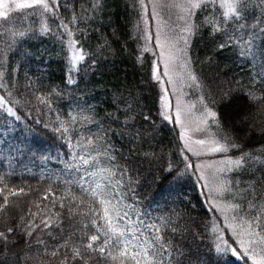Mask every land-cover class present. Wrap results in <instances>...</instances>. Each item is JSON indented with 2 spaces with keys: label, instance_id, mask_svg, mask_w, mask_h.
<instances>
[{
  "label": "trees",
  "instance_id": "1",
  "mask_svg": "<svg viewBox=\"0 0 264 264\" xmlns=\"http://www.w3.org/2000/svg\"><path fill=\"white\" fill-rule=\"evenodd\" d=\"M48 20L14 37L0 30V95L11 109L0 107V264H83L71 248L94 232L97 182L128 214L122 226L161 237L166 264H253L220 242L178 129L161 115L137 1L57 0ZM67 35L84 57L75 66ZM186 50L196 77L189 97L218 114L211 133L240 146L231 155L253 157L228 174L222 197L240 205L237 218L264 225V100L251 98L264 96V0H245L242 18L228 21L202 4ZM103 169L114 175H89ZM88 264L112 262L92 253Z\"/></svg>",
  "mask_w": 264,
  "mask_h": 264
},
{
  "label": "rangeland",
  "instance_id": "2",
  "mask_svg": "<svg viewBox=\"0 0 264 264\" xmlns=\"http://www.w3.org/2000/svg\"><path fill=\"white\" fill-rule=\"evenodd\" d=\"M136 1L143 30L142 43L144 48L150 50L154 55L153 76L154 72L159 75V79H156L155 76L154 79L160 91L161 115L163 118L167 115L169 118L165 119L173 122L178 129L183 158L187 165L196 172L199 189H201L205 203L216 214L215 223L220 242L227 246L232 254V249H237L238 254H233L237 258L245 257L254 264L250 256L243 255V248L239 244L241 237L237 233L241 230V218L236 217L234 209L231 207L232 204L223 199L222 194L224 192L215 190L219 185L227 184L228 174L237 167L234 164L221 163V161L235 160L240 156H234L228 152H210L208 150L211 141L218 140L208 126L211 117L205 114V107L199 106V102L189 97L190 83L194 81L189 78V73L192 75L193 73L189 66L186 50L190 33L184 29L186 25H191L196 9H193L189 14L179 7L172 6L173 3H184V0H143V3L141 0ZM48 2L52 9L48 12L43 11L39 6L10 12L7 19L0 18V30L8 31V34L14 37L27 31L36 18L38 20L37 28L42 26V29H47L49 27L48 15L55 11L53 0H48ZM9 3L11 4V0ZM213 4L219 6L218 3ZM28 13H31V16ZM62 29L66 31L64 27ZM185 39L187 44H185ZM66 44L70 64L75 66L80 60L74 59V56L82 55V51L70 35H67ZM161 44L164 47H161ZM169 51L175 53L176 59L166 68ZM165 71H168L169 75H164ZM0 97L2 96L0 95ZM165 100L168 107L164 106ZM0 107L7 111L10 109L6 103L0 104ZM178 108L180 111L179 120L177 119ZM200 140H204L205 145L198 144L197 141ZM243 239L248 241L249 239H256V237L245 235ZM260 251L261 245L257 248V252Z\"/></svg>",
  "mask_w": 264,
  "mask_h": 264
},
{
  "label": "snow or ice",
  "instance_id": "3",
  "mask_svg": "<svg viewBox=\"0 0 264 264\" xmlns=\"http://www.w3.org/2000/svg\"><path fill=\"white\" fill-rule=\"evenodd\" d=\"M206 2L218 3L220 9H222V16L225 21L228 20H240L242 18V12L245 7V0H184V3H173V7H179L182 11H187L191 14L193 9H198L202 4ZM55 3V0H53ZM143 3V0H141ZM39 6L43 9V11L48 12L51 11V7L49 5L48 0H11V4L9 0H0V18L7 19L9 13L14 10L33 8ZM183 18V17H181ZM67 26L65 25V28ZM214 30H219L215 24L213 25ZM185 31L191 33V25H186ZM159 41V37L157 38ZM183 39V38H182ZM185 44H187V40L185 39ZM161 47H164L161 44ZM174 47V46H173ZM223 47V45H221ZM250 47V44H249ZM82 55L74 56L76 60H83ZM176 59L175 53L169 51L168 58L166 60V68L174 63ZM164 75H169L168 71H165ZM154 76L156 79H159L158 73L154 72ZM189 78L195 81L196 77L189 73ZM253 100L260 99L264 100V96L262 97H251ZM6 103L3 97H0V104ZM203 103V101H201ZM165 107H168L167 101L165 100ZM11 112V109H8ZM205 114L213 118V122L216 123L217 127H219L218 114L215 111L207 109L205 106ZM180 111L177 109V119L179 120ZM165 118H169L167 115ZM147 119V117H146ZM67 129H65L66 131ZM220 140H223L224 143H221ZM220 140L211 141V146L208 149L210 152H223L227 153L231 148L240 147L239 145L233 143L231 139L227 136H221ZM200 145H205L204 140L197 141ZM199 154V153H197ZM80 161L84 165L90 164V159L85 158L84 156L79 157ZM94 159V158H92ZM253 159L250 153H244L241 157L232 160H224L221 163L235 165L237 167L241 166L245 160ZM230 170V169H229ZM102 173H107L109 176L114 175L111 173L109 169L99 170L98 172L89 173V175H99ZM103 179H107V176H103ZM110 185L104 184L102 185L100 182L95 183V187L92 188L91 194L94 198L97 199L98 204L101 206L100 212H92L94 218L90 220V225L94 229V232L91 235L85 233L86 242L81 243L79 246H75L71 248L73 253V259H82L83 264H88V259L91 258L92 253H99L100 259L105 261H111L112 264H166L165 253L168 252V249L160 243L161 237L155 236L149 238L144 235V232L138 226H122L121 221L127 220L128 214L125 212L121 214L120 209L117 204H113L114 196L111 191H109ZM99 190V191H98ZM218 192L227 191V185L222 184L219 185L216 189ZM2 191V189H0ZM22 191V190H21ZM84 191H88V189H84ZM15 194V193H13ZM47 198V197H45ZM5 199V205L7 206V197ZM83 202V201H82ZM250 207H254V205H249ZM233 209H239L240 205H232ZM90 212L91 206H89ZM87 215V214H86ZM260 217H252L250 219L244 220L241 218L240 223V232L237 233L239 237V244L241 248H243V255L250 256L253 260L254 264H264V249H261L260 252H257V248L260 245H264V235L256 232L255 229L258 227H264V225L257 223ZM99 221H103V223H99ZM85 228L89 227V224H84ZM151 227V226H149ZM13 231L12 228H8L7 232L11 233ZM158 232L159 229H156ZM31 235V232L28 233ZM247 235L249 237H258L256 239H249L245 241L243 237ZM0 240L7 241L8 236L5 232L0 231ZM226 243V242H225ZM63 246H68V242L65 241ZM218 251H222V249L217 246ZM233 254H238L237 249H232ZM56 251L52 252V255L55 256ZM87 254V255H85ZM169 257L171 253H168Z\"/></svg>",
  "mask_w": 264,
  "mask_h": 264
}]
</instances>
